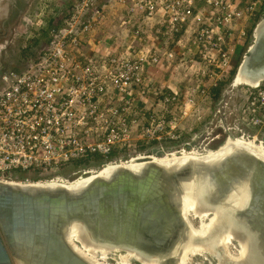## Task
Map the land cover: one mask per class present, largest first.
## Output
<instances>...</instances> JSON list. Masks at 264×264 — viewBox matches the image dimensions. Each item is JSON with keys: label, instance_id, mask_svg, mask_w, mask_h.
Instances as JSON below:
<instances>
[{"label": "built area", "instance_id": "1", "mask_svg": "<svg viewBox=\"0 0 264 264\" xmlns=\"http://www.w3.org/2000/svg\"><path fill=\"white\" fill-rule=\"evenodd\" d=\"M59 1L34 59L21 71L0 70V180H17L15 171H53L95 154L104 158L103 166L128 162L142 158V144L148 148L180 139L185 128L180 120L192 119L196 95L209 97L207 89L230 74L233 47L246 35L237 26L255 17L264 0ZM118 8L124 11L123 24H137V32L162 39L190 32L201 66L197 83L184 94L161 92L157 101L151 98V92H158L148 68L159 64L162 55L98 36ZM166 56L171 60L174 52ZM244 87V122L264 135V81ZM231 92L213 111L222 128L228 127L221 116L231 112ZM175 107L181 115L173 112ZM123 150L125 157L107 160Z\"/></svg>", "mask_w": 264, "mask_h": 264}, {"label": "water", "instance_id": "2", "mask_svg": "<svg viewBox=\"0 0 264 264\" xmlns=\"http://www.w3.org/2000/svg\"><path fill=\"white\" fill-rule=\"evenodd\" d=\"M263 20L236 71L256 84L264 81ZM109 166L78 183L1 179L0 264H107L86 249L131 252L142 264H185L189 248L221 254L226 235L244 252L223 254V264H264V156L253 147ZM189 217L209 222L195 227Z\"/></svg>", "mask_w": 264, "mask_h": 264}, {"label": "rangeland", "instance_id": "3", "mask_svg": "<svg viewBox=\"0 0 264 264\" xmlns=\"http://www.w3.org/2000/svg\"><path fill=\"white\" fill-rule=\"evenodd\" d=\"M60 2L61 1L59 0H30V3L24 9L23 14L13 24L10 35L0 40V70H8V69L15 70L14 67H22L24 65L21 49L26 46L28 47V45L33 44V39L38 35L40 30L46 28L49 20H52V16L53 14L56 13V7L57 5L60 4ZM260 20H262L261 17L258 20L255 19L254 24H257ZM33 47L34 46H32V51L35 52L36 50ZM232 79L229 83L232 82ZM233 82L234 84H246V83H235V81ZM244 89L245 87L243 86H236V87L229 86L228 91L232 90V92L230 93L231 99H229V103H231V106H234V104L237 103L236 101L240 102L239 103L240 107L239 106L237 107V115L240 116L239 120L241 121V123L234 121L232 122L231 119L230 120L227 119L228 122L227 125L225 126L228 127L223 128L224 131H226L227 133L224 141L226 139L240 138L242 140H254L256 141V143L264 146V143H260L261 141L264 142L263 139L264 135H262V133H259L255 130H250L246 125V123L244 122L245 121L244 115L241 111L244 104V94H245ZM209 108H210L209 110L206 109L204 111L205 113L203 116L207 117L208 115H210L209 113L212 112V105H210ZM176 111H178V109H176ZM200 121H201L200 119L195 121L191 120V122H189L188 120L187 121L188 123L185 124L184 127L188 128L189 130L187 129L188 130L187 133H184L185 130H183L182 137L178 140L161 141L160 142L161 146H158V144L153 145L151 143L150 145H148L149 146L148 148L142 144L141 145L142 148L140 147L141 156L151 157V158H163L172 154H175L177 156H182L183 154H195V153L201 155L207 153L208 151L217 149L220 145L214 148L211 135L213 133V130L218 125L216 123L215 124L212 123L211 122L212 120H210L209 122H200ZM221 123L222 122H220L219 124ZM224 141L222 142V144L224 143ZM102 162H99L98 164L91 163L90 166H84V167L81 165L76 167L69 166L62 170L56 169L52 171L53 173H55V175L51 177L49 176L46 178H41L38 180H32L30 176L27 178L31 181H39V180L44 181L50 179L55 180V178H57L56 180L59 181H64V180L65 182L72 181L77 179L78 177L81 176L84 177V175L88 173V172L83 173V170H89V172L98 171L103 167ZM23 180H18V181H23ZM189 218L195 227H199L201 223H205L208 221L207 218H201V219H192L191 217ZM226 244H228L226 248L232 254L236 255L237 253H239V246L236 244V242H233V239ZM121 254L127 255V252L126 251L112 252L103 261H106L109 264H122L120 260ZM186 261L188 264H221L219 257L214 258L208 253H202V254L198 253V254L190 255L186 259ZM124 264H142V263H140L134 257H128L124 262Z\"/></svg>", "mask_w": 264, "mask_h": 264}, {"label": "crops", "instance_id": "4", "mask_svg": "<svg viewBox=\"0 0 264 264\" xmlns=\"http://www.w3.org/2000/svg\"><path fill=\"white\" fill-rule=\"evenodd\" d=\"M124 14V11L122 9L118 8V10H113V12H110L105 23L100 27L98 36L102 37L104 40L107 41H119L122 44H128L133 43L136 46H146L152 49L153 51H157L159 55H162V57L159 56L160 62L159 64H156L154 66H150L148 68V75L153 83L152 85L155 87V93L158 92L157 95H154L153 92H151V98L158 100L159 96L161 95V92L164 93H185L188 90V87L190 85H195L197 83L196 81V71L198 70L200 66V61L198 60V56L196 54V45L192 42L191 33L186 31L182 33L181 35H174V37H169L167 39L158 38L154 33L146 34L137 32V29L139 26L137 24H123L122 18H120V15ZM260 14L261 19H264V1L262 5V10L258 13ZM257 14V15H258ZM256 15V16H257ZM255 17L248 18L245 21H242L237 28L244 29L246 31V35L242 37L241 39L237 40L235 43V46L233 47V69L236 68L241 62L244 54L246 53L248 47L252 43L253 40V31L256 24H254ZM257 23V22H256ZM147 30L153 31V28L149 26L146 28ZM252 34H251V30ZM250 32V33H249ZM169 51L174 52V57L169 60L166 56V53ZM232 69V70H233ZM235 75L232 79V82L227 84L224 89L221 91L219 98L214 102L213 100V94H212V88L215 87H209L207 89V93L209 94V97H202L198 94L195 97L198 98L197 102V109L194 110V114L192 115V121H194L198 116L197 119H200V122H209L212 120V123H218V118L213 116V111L216 108V104L219 102V100L226 96L229 86L232 87V84H234ZM227 77L223 78L222 80H225ZM221 82V81H220ZM220 84V83H219ZM218 84V85H219ZM236 86H243L245 84H234ZM217 87V86H216ZM237 102V103H236ZM234 106L229 107V110L231 111L230 114L221 116V119H223V124L227 125L228 120H232V122H240L239 120L240 116L237 115V107H240V102L236 101ZM207 103V104H206ZM212 105V112L209 113L207 117L203 116L204 111L207 109L209 110V106ZM182 106L180 105L179 108ZM178 107L173 108V112H176V114H180V109ZM154 109L159 110L158 105H154ZM175 109V110H174ZM178 109V111H176ZM201 109V110H199ZM239 109V108H238ZM198 110V112H197ZM236 110V111H235ZM236 113H235V112ZM239 112V111H238ZM203 116V117H202ZM169 117V115H168ZM201 117V118H200ZM188 117L182 118L180 120L181 125L187 124ZM228 119V120H227ZM238 119V120H237ZM189 120V122H191ZM219 127H222V125H219ZM249 128V127H248ZM188 128H184V133H187ZM250 130H253L252 128H249Z\"/></svg>", "mask_w": 264, "mask_h": 264}, {"label": "trees", "instance_id": "5", "mask_svg": "<svg viewBox=\"0 0 264 264\" xmlns=\"http://www.w3.org/2000/svg\"><path fill=\"white\" fill-rule=\"evenodd\" d=\"M259 18H260V14L255 16L256 20H258ZM52 25H53L52 20H50L48 22L46 28L41 29L40 32L38 33V35L33 39V44L28 45V47L26 46V47L21 49V53L23 55L24 65L22 67H14V69L16 71H21L28 61L34 59V57L36 56V51H37L38 47L40 46V44L43 41H45L47 39L48 31H49V29H50V27ZM251 34H252V30H251ZM32 46H34L33 48H35V50H36L35 52L32 51ZM235 72H236V68L233 69L230 72L229 76L225 80H222L217 87L212 88L211 92L213 94V99H214L213 101L214 102L219 98L220 93L224 89V87L234 77ZM226 135H227V133H226V131H224V129L222 127L217 126L213 130L211 138L213 140L214 148H216V147H218L219 145L222 144V142L224 141ZM152 144L156 145V144H158V142H153ZM120 156H122V157L126 156L124 150L121 151L120 153H117V152L111 153L108 156L107 160H112V159L114 160L116 158H119ZM102 161H104V158L101 155L95 154V155L88 156V157H85V158H82V159H77V160H74V161H70V162H68L66 164H61V165H59L58 170L65 169V168H67L69 166H74V167L81 166V165L83 167L84 166H90L91 163L98 164L99 162H102ZM53 175H55V173H53L52 171L43 170V169H40V168L32 169L31 171H28V172L15 171L13 173V176L15 177L14 179H17V180H23L25 177L27 178L29 176H30V178L32 180H38V179L46 178V177H49V176L51 177Z\"/></svg>", "mask_w": 264, "mask_h": 264}, {"label": "bare ground", "instance_id": "6", "mask_svg": "<svg viewBox=\"0 0 264 264\" xmlns=\"http://www.w3.org/2000/svg\"><path fill=\"white\" fill-rule=\"evenodd\" d=\"M264 22V20H263ZM235 83H246L247 85H256L257 81L252 79L251 77H248L246 74L242 73V71H239V73L236 74L235 76ZM232 144H235V145H248V146H251L253 147V149H255V151H258L261 155L264 156V146L256 143V141L254 140H242L240 138H236V139H230V140H227V142L224 144V146H222L221 148L219 149H215V150H212V151H208L207 155H216V154H219L221 153L222 151H225L227 150V147H229L230 145ZM200 154H183L182 156H177L175 154H172V155H169L167 157H163V158H157V159H161L163 161H170V160H177L178 158H183V157H192V156H199ZM202 155V154H201ZM204 155V154H203ZM112 164H115V163H110L108 164V167H106L107 165L103 166L102 168H105V169H102L100 172H104L106 171L107 169L110 168L109 165H112ZM100 170V169H99ZM98 170V171H99ZM98 171H95V172H98ZM94 171L92 172H88L86 175H89V174H93L95 173ZM85 176V175H84ZM56 180V179H55ZM77 182H80L81 180H84L83 179V176L81 177H78L77 178ZM59 181V180H58ZM85 181V180H84ZM65 182V180L63 181ZM209 221L205 222V223H201V227L202 228H205L207 226ZM222 242H221V247H223V251L221 254H219L218 252H216L213 248H208V247H196V248H189V249H186L185 253L183 254V256L181 257V261L184 262L185 264L187 263L186 259L190 256V255H194V254H198V253H208V254H211L213 256H215L216 258L219 257L220 259V263L223 264V259L225 258V256H223V254H225L226 256H228L229 258L231 259H236L238 258L241 254H243L244 252V247L242 246H239V253H237L236 255L235 254H232L230 251H228V249L226 248L229 241L232 240L231 236L230 235H226L223 237V239H220ZM230 249V248H229ZM87 250V253L93 257V258H96V260H99V261H102L103 263H107L106 261H103L104 259H106L108 257L109 254H111L112 252H105V251H97V250H93V249H86ZM204 255V254H203ZM188 256V257H187ZM128 257H135V255L131 252H127V255H120V260L122 262V264H124V262L126 261V259ZM109 264V263H107ZM152 264V263H151ZM188 264V263H187Z\"/></svg>", "mask_w": 264, "mask_h": 264}, {"label": "flooded vegetation", "instance_id": "7", "mask_svg": "<svg viewBox=\"0 0 264 264\" xmlns=\"http://www.w3.org/2000/svg\"><path fill=\"white\" fill-rule=\"evenodd\" d=\"M29 3L30 0H0V40L10 35L13 24Z\"/></svg>", "mask_w": 264, "mask_h": 264}]
</instances>
